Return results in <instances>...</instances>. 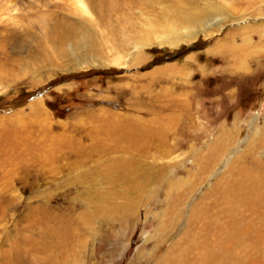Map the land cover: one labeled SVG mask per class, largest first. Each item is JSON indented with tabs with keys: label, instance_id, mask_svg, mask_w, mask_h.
I'll return each mask as SVG.
<instances>
[{
	"label": "rangeland",
	"instance_id": "1",
	"mask_svg": "<svg viewBox=\"0 0 264 264\" xmlns=\"http://www.w3.org/2000/svg\"><path fill=\"white\" fill-rule=\"evenodd\" d=\"M83 3L0 0V264H153L199 205L232 222L212 194L217 177L262 172L264 0ZM187 10L194 40L131 56L145 36L184 32ZM74 26L89 50L74 47L66 32ZM216 147L224 151L199 175L197 163ZM137 168L149 178L142 187ZM179 178L198 185L183 190L174 227L181 195L165 180ZM130 201L131 218L113 212ZM87 213L93 222L83 227L76 217ZM207 216L192 230L196 243L215 226ZM158 225L165 231L155 236Z\"/></svg>",
	"mask_w": 264,
	"mask_h": 264
},
{
	"label": "bare ground",
	"instance_id": "2",
	"mask_svg": "<svg viewBox=\"0 0 264 264\" xmlns=\"http://www.w3.org/2000/svg\"><path fill=\"white\" fill-rule=\"evenodd\" d=\"M68 1H70L72 3L81 4V5L84 4L83 0H68ZM179 14L180 13L177 12L172 17H168L167 15H164V19H163L164 23H168L170 21L177 20ZM190 14H191L190 10L184 11V14L182 15V19L184 20L185 18L189 17ZM184 21L187 23V26L183 27L184 32L174 31V29H173V30L167 31L166 34L163 35L162 37H158V32L157 33L155 32L151 37H148V36L143 37L140 44L137 47H135L134 52L131 54V56L134 55V57L136 58V55H138L140 50L145 46L156 45V46H160V47H176V46H179L181 43H187L189 41L194 40L196 38V33H197L196 31L198 28V26L195 25L197 22L189 21V20H184ZM71 28L72 29L70 31L73 34L68 30L66 32H68V34L72 38V41L75 43L74 47L77 48V46H78L79 48L83 49V51H85L86 49L89 50L90 41L87 38L86 31L80 29V27H78V26H74ZM203 31H206V30H203ZM208 35H210V34H208ZM70 57L73 58L75 56H70ZM120 59L121 58L117 57V56L115 58H113L112 59L113 64L119 65ZM63 61L65 63L64 64L65 66L68 65L69 60L67 59V57ZM86 67H87L86 63H80V66L74 67V68L82 69V68H86ZM262 129L264 130V124L262 126ZM222 143H223V141H222ZM220 146H222V144H220ZM218 148L216 147L215 150L211 149L212 151L210 152V155L205 156V157L202 156V160H200V163L199 162L197 163V167H198L197 173H199V175L202 174L201 176H203L204 174L210 173L211 167L213 166L212 163L215 161L214 160L215 155L217 153H218V155H219V153H222V150L224 151V149H218ZM206 157H208L209 159ZM204 158H206L207 161ZM250 167L254 168L255 166H250ZM230 169H232V167H230ZM249 170H252V169H249ZM258 170H262V172L253 171L254 173H250V177H244L243 171L239 170V172L237 174L240 177H242L241 179H239V177L236 173H234V176L233 177L231 176V178L229 180L225 179L222 175L217 177V179L215 180V183L211 187L212 189L211 188L210 189L213 190V188H214V190L212 191L213 195L221 196L222 199L219 202L221 205L220 211L227 214V215L224 214V216L231 218L232 222L227 221L226 224H224L225 222L222 223L217 218H214L216 214L212 215L210 213L211 215L207 216V214L209 213V212L206 213L209 210V209L207 210L208 205L207 204L199 205L198 210H197L198 212H196V213L191 212V217L188 216V220L190 218L189 226H191V231H190V235L188 236V238L185 237L186 239H184V237H183L184 231L187 234L189 233V228H187V226H188L187 225L188 220H187L184 223L185 226L180 231L181 233L180 232L178 233V236L173 240V243H171L167 247V250L153 264H264V163H262L261 169L258 168ZM135 171L137 173H136V175H134L135 176L134 184H137L138 185L137 187H142L144 181H146V179H149L147 177H144V175L146 174L145 173L146 170L144 171L143 168H137V169H135ZM188 172L189 171L187 170L186 174ZM248 173H246V174H248ZM131 176H133V175H131ZM246 176H248V175H246ZM165 182H167L168 189H170V190L179 189L180 190L179 195H181V198H178L179 197L178 196L177 197L178 199H175V201L171 205V213H172V215L174 214V216H172L170 214L171 216H169V218H168L169 226L174 222L173 225L175 224L174 227H176L177 223L180 220H182L181 218H182V215L184 213V208L179 209V207H178L180 199H182V196L185 194V192L183 190L188 189L187 192H189V190H190L193 193L194 188H192V187H196L198 184L196 183L197 185L196 184L191 185L188 182V180L186 181L183 178H179L178 180H174V181H169L167 179V180H165ZM132 184H133V182H132ZM186 185H187V187H186ZM216 191H217V193H214ZM174 193H175V191H174ZM132 195H133V193H132ZM186 195H188V194H186ZM127 197H129V196H127ZM208 197L210 198V197H212V195L209 194ZM129 198L131 199V197H129ZM134 198H135L134 204L137 202V206H136V208H137L139 205L138 204V200H139L138 198H140V197L136 198V196H135ZM214 198H215V201H217L216 197H214ZM185 204H187V203H185ZM180 205H181V203H180ZM134 207L135 206L133 204H131V201H130V203H128V205H125V204L117 205L116 204L112 207V210L115 213H122L124 216L131 218V216H133L134 213H136L134 211ZM256 207L260 208V211L257 214L255 213ZM210 210H211V208H210ZM215 211H217V210H215ZM89 215H90V213H87L84 215L82 214L79 216L77 214L76 221L79 222L81 226L85 227V226H87L88 223L93 222V218H91ZM203 215L207 216V218L209 216H213L212 219L213 218L214 219H213V222H211V223H215V226L213 227L215 229L210 227L209 228L210 230L209 229L206 230V231H209L208 237H210V238L208 239L205 237L201 240V242L196 243V241H197L196 239H197L198 235L196 233L194 235L193 234L194 231H192V230H194L195 228L199 229L200 226L197 225L198 224L197 221L199 220V218L203 219L204 218ZM95 217H97V216H95ZM232 217H234V219H235V225H233L234 219H232ZM246 217H248V218H246ZM154 219H155V217H154ZM225 219H224V221H226ZM176 220H178L177 223H176ZM193 220H195V221L192 223ZM207 224H209L208 221H207ZM159 225L161 226L162 224L159 223ZM159 225L155 226V228H154V231H155L154 235L155 236L158 232H161V231L164 232L165 231L164 225H163L164 229H163V227L159 228ZM203 225H206V223H203ZM231 225H233L232 228L235 226L234 231L229 229V227ZM63 231L66 234H68L69 236L71 235L70 232L66 228H64L62 230V232ZM170 231H171V229H170ZM195 231H196V229H195ZM58 237H60V236H58ZM151 237H153V236H151ZM154 237H153V239H154ZM158 239L159 238H157V240ZM154 241H156V239H154ZM61 243H63V242L61 241ZM141 250H140V252H141ZM214 250L219 252L218 257H216L217 254H215V252L212 253V251H214ZM145 252H147V251H145ZM188 252H190L189 255H188ZM81 259H83V258H81ZM48 262L49 261H47L46 263H48ZM41 264H42V262H41ZM43 264H45V263H43ZM48 264H52V263H48Z\"/></svg>",
	"mask_w": 264,
	"mask_h": 264
}]
</instances>
